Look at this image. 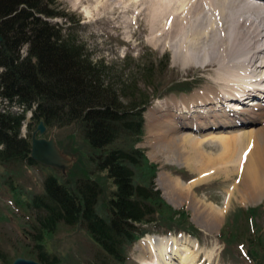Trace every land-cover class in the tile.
Instances as JSON below:
<instances>
[{"label": "trees", "instance_id": "16d2710c", "mask_svg": "<svg viewBox=\"0 0 264 264\" xmlns=\"http://www.w3.org/2000/svg\"><path fill=\"white\" fill-rule=\"evenodd\" d=\"M69 17L57 0H0V164H37L30 156L31 134L40 121L48 129L79 125L91 148L88 161L92 169L64 180L53 173L43 178L42 192L28 202L34 211L32 256L41 264L57 263L42 240L62 223L79 225L89 234L100 249L95 255L99 264H122L126 248L143 234V225L162 223L166 230L188 232L197 228L183 209L170 207L162 198L154 182L156 165L147 183L135 182L132 166L146 163L142 150L112 147L121 136L142 135L143 112L153 93L140 90L134 74L125 78L104 60L94 58L85 43L69 32V26L53 21ZM136 71L146 87L152 85L151 63L138 65ZM11 106L21 111H12ZM26 112H31L29 119ZM25 120L27 131L21 136ZM97 172L113 185L105 215L97 211L103 193ZM11 181L8 185L14 188ZM163 208L178 217L162 218ZM259 208H264V202L239 210V218L249 221V235L254 237L260 234L254 221ZM174 220L189 225L174 228V223H168ZM229 220L219 233L226 245L231 243ZM250 240L248 247L253 245ZM245 251L257 262L252 248ZM5 259L0 249V260L7 264Z\"/></svg>", "mask_w": 264, "mask_h": 264}, {"label": "rangeland", "instance_id": "374dc122", "mask_svg": "<svg viewBox=\"0 0 264 264\" xmlns=\"http://www.w3.org/2000/svg\"><path fill=\"white\" fill-rule=\"evenodd\" d=\"M163 1L165 3L171 2V5L176 4L172 0ZM57 2L62 10L70 15L69 19L71 20L65 21L63 18H54V22L69 26V32L75 34L79 40L85 43L94 58L104 60L105 63L114 67L115 72L125 78L128 77L127 75L134 74L138 80L140 90H148L149 93H153L154 97H156L155 95L160 96V98L153 99L144 112L142 135L139 138L121 136L112 147L125 149L134 147L144 152L146 163L132 166L136 183H147L151 177V167L153 164L156 165L155 172H153L155 174L154 182L155 186L161 190L162 198L170 207L183 209L189 221L197 228L190 234H186L192 239V244L194 245H189L191 240L187 239L188 237L180 240H186L181 245L188 249L185 251L186 254L191 253L193 256H198L196 264H264V208H259L254 220L260 232L259 236L255 235L257 238L254 237V234L249 235V221L245 223L239 218L241 215L240 209L250 210L264 202V191L259 192L256 183L249 184L250 177H242L239 169L238 172H234L235 169L232 170L230 168L223 169L220 173L215 174L217 168L214 167L212 171H208L209 173L206 172L207 176H204L205 178L200 182L196 185H190L187 182L192 181L194 178L197 179V173L201 170L191 171L186 166L179 165L178 163L183 164L180 160L176 163L177 165L174 164L173 162H177L178 158H170L169 152H165L164 156H155L153 145L151 144V134L154 136V133L158 134L160 132L153 131L152 126L159 119L167 120L169 117L171 118L170 115L169 117L167 116L170 113L166 114L165 110H159L155 114V105L161 102L160 106L163 109V107H167V104L171 106V101H177L181 97H184L182 99L185 101L191 93L202 94V90L208 85L206 84L207 76L201 70L192 68L182 72V70L174 66L169 50H157L152 45L147 44L148 28L142 24L139 15L142 12L152 11L158 0H84L81 3L80 0H57ZM144 62L151 63L153 69L152 85L148 87L145 86L144 79L136 71L137 66ZM174 88H185L188 91H172ZM182 94H186V96ZM263 95H261L262 100L264 99ZM252 99L260 100V98L248 97L246 101ZM2 105H4V102H2ZM10 109L16 112L21 111V108L17 106H11ZM30 116L31 114L26 112V119H29ZM26 123L25 120L21 127V136L26 134ZM260 124L261 122H254L253 124L244 125L242 130L237 127V131L247 132L248 128L244 127L259 128ZM217 131L207 129L205 131L202 130L200 133H202L203 137H210V135L219 137L221 133ZM231 131L221 135L227 137L233 133ZM187 133L191 137H195L193 138L195 140L198 137L196 132L188 130ZM36 137L52 139L60 156V161L66 167L64 169L55 167L54 169L42 165L29 166L25 163L0 164V249L5 254L7 264L11 263L16 257L35 260L32 256L34 249L33 233L35 232L32 227V224H34V211L28 207V202L33 194L42 192L44 176L48 173H53L60 180H64L66 177L74 178L92 169L88 161L91 148L84 140L79 125L46 128L42 134L37 132ZM155 143L156 141L153 142V144ZM222 151L219 145L208 142L199 146L201 155L208 156L210 159L209 162L212 165L208 164V166H213L216 162L225 163L227 156L222 153L226 152L228 158L231 157L232 151L230 149ZM242 153L243 157H246L249 150H244ZM240 161H242V155L240 156ZM223 166L221 164V168ZM162 172H166L167 175L178 181L181 193H176L172 196L169 189L167 190L162 184L163 179L161 178V183L158 182V175ZM95 175L103 188L97 211L105 215L106 201L113 185L105 174L97 172ZM9 181L13 182L14 188L8 185L11 184ZM185 182L186 186L184 185ZM216 209L220 213V220L217 225L211 226L208 220L210 214L208 215L206 212L215 211ZM162 212V218L167 219L170 216L175 219L178 217V215L173 216L169 208H163ZM226 219L229 220L227 229V238L231 242L229 245H225L219 238L220 236H218L226 223ZM168 223H174L172 224L174 228L176 224H181L183 227L189 225L186 222H178L177 220ZM144 228L148 232L143 237L154 235L152 233L162 235L161 231L165 228V224L157 223L156 226L147 225ZM182 234L184 233H179L177 236ZM249 240L253 245L248 247L247 241ZM42 241L47 252L56 255V264H99L95 256L100 250L99 247L79 225L67 226L60 223L52 233L45 234ZM240 244L246 250L252 248L255 251L258 256L256 258L257 262L254 263L248 256L243 255ZM135 246L141 247L139 240L127 248V259L123 264H142L145 262ZM0 264L5 263L0 260Z\"/></svg>", "mask_w": 264, "mask_h": 264}, {"label": "bare ground", "instance_id": "6f19581e", "mask_svg": "<svg viewBox=\"0 0 264 264\" xmlns=\"http://www.w3.org/2000/svg\"><path fill=\"white\" fill-rule=\"evenodd\" d=\"M172 1L176 4L158 0L152 11H141L139 19L148 28L147 44L157 50H169L174 66L182 72L192 68L201 70L207 76L208 85L202 94L191 93L185 101L181 97L163 109L161 102L155 105V114L165 110L166 114L170 113L167 116H171L168 121L159 119L152 126L153 131L160 132L154 136L151 134L155 156L169 152L170 158H178L177 162L172 161L174 164L180 160L183 164H178L191 171L201 170L197 179L187 182L190 185H196L214 167L217 168L215 174L230 168L235 169L234 172L239 169L242 177H250L249 184L256 183L258 191H264V100H253L245 106L239 104L244 96L264 94V0ZM254 122H261V126L244 127L248 128L247 132L237 131V127L241 126L239 129L242 130L243 125ZM207 129L218 130L221 134L230 130L233 133L227 137L221 134L219 137H203L200 132ZM188 130L197 133L196 140L187 133ZM205 142L219 145L222 152L230 149L231 157L228 158L226 152L222 153L227 156L225 163L216 162L208 166L211 164L209 157L199 152V146ZM244 150H249L246 157H243ZM221 164L224 165L222 168ZM157 180H162L172 196L181 193L178 181L166 172L158 175ZM206 213L210 214V225H217L219 211ZM185 237L190 239L186 235H146L139 240L141 247L135 246L145 260L140 261L142 264H196L198 256L186 254L188 249L181 246L186 240H180ZM190 240L189 245L193 243Z\"/></svg>", "mask_w": 264, "mask_h": 264}, {"label": "water", "instance_id": "95a60500", "mask_svg": "<svg viewBox=\"0 0 264 264\" xmlns=\"http://www.w3.org/2000/svg\"><path fill=\"white\" fill-rule=\"evenodd\" d=\"M46 129V126L42 121L36 127V130L32 132L31 138V157L44 165L57 167L58 169H64L65 164L61 163L60 156L55 148L54 141L52 139L38 138L36 133L42 134ZM11 264H41L40 262L25 257H16Z\"/></svg>", "mask_w": 264, "mask_h": 264}]
</instances>
